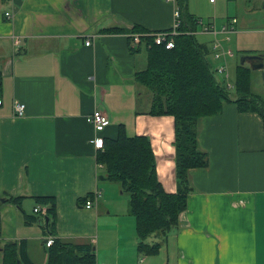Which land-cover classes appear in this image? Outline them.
Listing matches in <instances>:
<instances>
[{
	"label": "crops",
	"instance_id": "1",
	"mask_svg": "<svg viewBox=\"0 0 264 264\" xmlns=\"http://www.w3.org/2000/svg\"><path fill=\"white\" fill-rule=\"evenodd\" d=\"M236 5L240 29L264 17V0ZM175 7L163 0H0V188L4 196L24 198L22 210L10 203L1 208V239L23 243L34 264H47L48 236L44 223L27 224L25 216L37 215L35 197L42 196L56 198V238L97 245L96 264H264V121L257 113L227 103L200 119L198 143L209 164L189 171L192 192L179 226L148 239L162 244L160 261L138 252L129 197L123 204L118 199L119 190L125 195L121 186L117 191L98 180L104 168L94 140L115 137L123 124L129 136L150 139L160 182L166 192L177 191L174 118L146 114L151 97L135 81L147 65L146 47L132 53V34L100 32L169 31ZM189 9L198 16L191 0ZM214 41L204 43L210 57ZM233 59L229 74L240 64ZM254 72L262 79V71ZM15 102L26 106L23 117L15 116ZM96 110L110 121L100 134L89 122ZM97 189L102 196L95 208L79 204ZM108 192L114 201L105 198ZM113 232L115 241L107 243L104 234Z\"/></svg>",
	"mask_w": 264,
	"mask_h": 264
},
{
	"label": "trees",
	"instance_id": "2",
	"mask_svg": "<svg viewBox=\"0 0 264 264\" xmlns=\"http://www.w3.org/2000/svg\"><path fill=\"white\" fill-rule=\"evenodd\" d=\"M175 2L181 13V26L179 34L174 37L175 46L172 49L156 45L153 39L156 33L141 26H134L132 30L114 27L100 31L101 34L130 33L139 36L140 45L136 47L132 45L130 37V50L138 53L142 46L146 47V68L135 75L138 86L151 97V106L146 114L171 116L175 122V193L166 192L159 180L157 160L150 139L146 136H129L123 124L118 126L115 137H104V147L98 150L96 156L97 164L104 168L99 182L119 184L129 196L130 214L136 221L138 252L145 256L158 255L161 250V243H148L151 236L166 234L179 226L180 216L187 210L192 192L189 171L206 168L209 164L208 155L199 148L200 119L217 115L225 104L233 103L240 113H257L264 121V98L253 91L255 72L250 66L239 64L235 72V96H231L226 85L216 78L208 45L200 43L196 34H193L201 19L190 12L189 0ZM2 91L0 72V101ZM88 198L80 200L79 204H85ZM23 199L4 196L0 188L2 264H19V261L21 264H34L23 243L7 244L1 239V208L10 203L22 210ZM35 201L37 205L47 208L46 215H28L25 219L27 224H43L44 218L49 217V227L45 229L48 237H54V243L48 247L47 264H96L93 244L77 245L56 238V198L42 196L35 197Z\"/></svg>",
	"mask_w": 264,
	"mask_h": 264
},
{
	"label": "rangeland",
	"instance_id": "3",
	"mask_svg": "<svg viewBox=\"0 0 264 264\" xmlns=\"http://www.w3.org/2000/svg\"><path fill=\"white\" fill-rule=\"evenodd\" d=\"M191 6L194 11L198 12V16L200 17L201 22L204 24H215L218 29H221L224 27L226 24H228L229 20H232L234 18H239L241 19L240 15L237 13V8L238 6L236 5V0H218L217 4L215 6L210 5L209 0H191ZM194 14V13H193ZM237 17H236V16ZM251 17V16H250ZM237 18V19H238ZM256 22L254 24H251L248 26V28L240 29L239 25L238 27V32L233 33L230 35V42L224 43V46L233 51L235 57L233 60H231L230 63H240L241 60L244 57L247 56H258V55H264V17H258L257 15L253 17ZM198 35H197V40L200 43H206L211 45V43L215 40V37L212 35H202V26L201 24L198 25ZM219 40H224L223 36H219ZM210 61L212 62L213 67H219L220 62L219 61H214L212 57H210ZM260 72L258 74L254 73L253 77V91L256 92L257 94L261 95L264 98V83L263 79H261ZM216 78L219 82L221 83H227L225 80V77L223 75H219L215 73ZM230 79L229 82L234 85V80H235V68H230ZM230 93L235 96V91L234 88L229 89ZM149 92V91H148ZM150 97V94H149ZM109 184V187L112 189H117L119 187L116 183H107ZM112 194H115L113 191ZM110 198L112 201H114L115 198L108 192L105 198ZM129 196L127 194L122 195L121 190H119L118 193V199L120 200V203L123 204L125 200ZM33 211L31 210V213ZM34 215V214H31ZM136 223V222H135ZM135 229H136V224H135ZM116 232H113L111 234H104V238H106L107 243H111L115 241L116 238ZM3 246V245H2ZM95 247V253L97 252V258L99 254V248L97 245L93 244ZM164 254V253H162ZM160 255H154V256H148L151 258H156V260L160 261L158 259ZM162 261L165 259V255H163ZM147 256L144 255V258ZM96 258V259H97ZM0 264H2V253L0 252Z\"/></svg>",
	"mask_w": 264,
	"mask_h": 264
},
{
	"label": "built area",
	"instance_id": "4",
	"mask_svg": "<svg viewBox=\"0 0 264 264\" xmlns=\"http://www.w3.org/2000/svg\"><path fill=\"white\" fill-rule=\"evenodd\" d=\"M166 2H173L176 5L175 0H163ZM211 2H214V0H210ZM175 24L174 27L169 31H163L158 32L153 35L154 43L158 46H164L166 49H172L175 46L174 43V37L179 34V28L181 26V13L177 7H175ZM5 17L7 19H10L12 17L11 12L5 13ZM202 26V32L204 33H211L217 36L219 33L224 35H231L232 33H235L237 31V25H238V19L234 18L232 20H229L228 24H226L221 29H218L215 24H204L203 22H199ZM193 34H196V32H193ZM226 41H229V37H226ZM15 45H20V40L15 39L14 40ZM87 45H90V42L86 43ZM132 45L138 46L140 45V38L138 35H133L132 37ZM212 57L216 61L222 62V65H220L218 68L215 69V72L219 75H223L225 77V80L227 83H225L226 87L228 89L234 88V85L229 82L230 75L228 71V60L235 57L233 51L227 49L224 46V41H221L216 38V40L213 43L212 46ZM2 101H0L1 105ZM14 114L17 117H23L25 115V109L26 106L23 103L15 102L14 103ZM89 122L95 129V131L100 134L102 133L110 124L108 116L100 111L96 110L89 118ZM94 144L98 150L103 149L104 147V138L99 136L94 140ZM102 167V166H101ZM102 196L101 190L97 189L92 197H89L84 204V207L87 209L95 208L97 206L98 199ZM34 213L40 214L42 216H45L47 213V208L45 206L37 205V207L34 208ZM54 243V237H48L46 241V246L50 247Z\"/></svg>",
	"mask_w": 264,
	"mask_h": 264
},
{
	"label": "water",
	"instance_id": "5",
	"mask_svg": "<svg viewBox=\"0 0 264 264\" xmlns=\"http://www.w3.org/2000/svg\"><path fill=\"white\" fill-rule=\"evenodd\" d=\"M245 64H249L251 69L253 71H262V79H263V83H264V55H258V56H247L244 57L241 60V65H245ZM49 217H45L44 218V225L45 228L47 229L49 227ZM13 242H8V244H12ZM19 264H21V261L18 262Z\"/></svg>",
	"mask_w": 264,
	"mask_h": 264
}]
</instances>
